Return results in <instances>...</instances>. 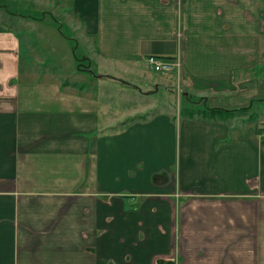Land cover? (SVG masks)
I'll return each mask as SVG.
<instances>
[{"label": "crops", "instance_id": "1", "mask_svg": "<svg viewBox=\"0 0 264 264\" xmlns=\"http://www.w3.org/2000/svg\"><path fill=\"white\" fill-rule=\"evenodd\" d=\"M44 1L90 77L166 97L111 117L0 23V264H264V0Z\"/></svg>", "mask_w": 264, "mask_h": 264}, {"label": "rangeland", "instance_id": "2", "mask_svg": "<svg viewBox=\"0 0 264 264\" xmlns=\"http://www.w3.org/2000/svg\"><path fill=\"white\" fill-rule=\"evenodd\" d=\"M40 10L48 12L49 14L52 12L54 17L52 18L46 14L40 22L29 24L27 25V28L26 25L19 21L16 22V19L11 17L12 12L24 14L29 13L31 16H35V14H39L37 11ZM55 20L59 22L60 29L55 27L57 25ZM0 23L11 25L13 29L15 28L17 30L20 38H23L24 47L26 48L21 52L22 63H33L32 66H34L35 69L46 68V70L59 65L60 68L63 69L62 75L70 79L69 81L76 82L78 86L85 85L94 91L93 94L96 93L97 95L99 94L102 95V97H105L107 102L106 107L109 109L108 112L111 117L121 115L126 111H131L136 108L139 109L146 106L147 109V107L153 103V100H155V106L158 103L164 104L163 102H165V90L162 86L157 88L155 96L149 95L150 98H142L133 88L111 83L107 81L109 80L108 78H103V80L107 82H101L98 78H93V76L90 77L89 75H91V72L97 75L104 72L103 69L101 70L94 64L96 63V60L95 62L92 61L91 68L85 60H82L79 63L81 71H76L75 67L77 68L78 64L77 59H82L83 56L87 54L88 49L84 44H76V42L71 39L74 36V33L70 28L68 21L61 10H53V5H51L50 2L46 3L44 0H0ZM22 26H24V28H22ZM26 40H29L28 43L32 42L31 44H33L31 45L33 48V57H29L28 55ZM34 63H37L36 66ZM88 68L91 70L90 73L87 71ZM150 74L156 81L162 80V78L165 79L167 75H173L171 73L166 75L163 73L159 74L152 70L150 71ZM31 75L32 74H29V77ZM132 80L135 81L142 90L149 89V86L146 85L145 79L140 78ZM145 97H148V95ZM172 98H174V96H172ZM194 101H196V99ZM182 110H185L184 107Z\"/></svg>", "mask_w": 264, "mask_h": 264}, {"label": "built area", "instance_id": "3", "mask_svg": "<svg viewBox=\"0 0 264 264\" xmlns=\"http://www.w3.org/2000/svg\"><path fill=\"white\" fill-rule=\"evenodd\" d=\"M144 62L155 73H169L180 66V61L177 57H161L153 54L145 56ZM259 135L264 138V121L259 127Z\"/></svg>", "mask_w": 264, "mask_h": 264}, {"label": "trees", "instance_id": "4", "mask_svg": "<svg viewBox=\"0 0 264 264\" xmlns=\"http://www.w3.org/2000/svg\"><path fill=\"white\" fill-rule=\"evenodd\" d=\"M82 60H84V59H81V60L77 59V63H80ZM242 110H244V109H238L237 111H242Z\"/></svg>", "mask_w": 264, "mask_h": 264}]
</instances>
